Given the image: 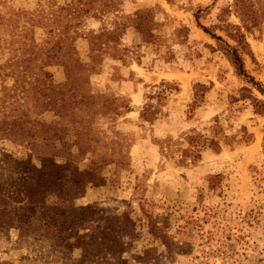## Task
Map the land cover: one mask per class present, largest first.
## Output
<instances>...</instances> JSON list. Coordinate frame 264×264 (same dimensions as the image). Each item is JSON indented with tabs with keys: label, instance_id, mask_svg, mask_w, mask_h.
I'll return each instance as SVG.
<instances>
[{
	"label": "rangeland",
	"instance_id": "obj_1",
	"mask_svg": "<svg viewBox=\"0 0 264 264\" xmlns=\"http://www.w3.org/2000/svg\"><path fill=\"white\" fill-rule=\"evenodd\" d=\"M243 2L255 25L244 22L236 0H0V65L23 44L50 48L66 40L90 71L88 90L95 109L104 112L92 124L94 153L81 157L71 149L69 160L54 161H72L83 176L94 172L70 203L91 209L67 228L73 236L121 246L117 264H264V115L249 100L238 101L242 88L262 102L264 96L236 76L218 43L194 19L204 10L199 22L233 46L228 32L238 29L249 46L242 54L245 69L264 88V0ZM147 8L157 23L152 43L132 27L121 29L126 16ZM101 33L114 34L96 39ZM92 48L98 50L93 55ZM44 71L49 80L38 71L25 82L0 73V100L14 90L21 111L53 126L59 118L31 96L42 82L57 86L66 76L55 64ZM196 84L209 90L194 105ZM10 104L0 103V118ZM217 116L226 136L238 140L245 127L251 141L221 144L217 154L205 148L195 164H180L185 135L210 137ZM55 142L59 152L68 149L56 137ZM15 158L40 166L24 144L0 137L6 181L13 178ZM61 186L64 192L73 187L72 177ZM0 264L105 263L84 260L72 242L66 250L53 248L0 228Z\"/></svg>",
	"mask_w": 264,
	"mask_h": 264
},
{
	"label": "trees",
	"instance_id": "obj_2",
	"mask_svg": "<svg viewBox=\"0 0 264 264\" xmlns=\"http://www.w3.org/2000/svg\"><path fill=\"white\" fill-rule=\"evenodd\" d=\"M235 6L246 24H256V17L249 13L243 0H236ZM202 11L204 10L198 9L194 14L196 26L218 43L219 50L231 64L236 76L264 96L263 86L246 71L244 66L242 54L249 53L245 37L238 29L228 32V36L236 44L230 45L199 22ZM151 14L152 10L149 8L137 10L126 16V23L121 29L132 27L145 38L147 43H152L156 39L153 27L157 26V23L154 22ZM113 34L101 33L96 39L104 35H110L112 38ZM120 38L118 39L117 36L116 39L120 40ZM31 43L28 47L23 44L20 49L14 50L15 54L0 65V73L4 78L17 77L24 81V78H30L27 77L28 75H38L35 73L38 71L49 80L51 76L44 71V68L53 64L61 66L66 76L65 82L57 86L50 82H42L40 90L35 91L31 96L32 101L49 106V110L60 121L51 126L43 121L29 118L28 113L21 111L23 105L14 99L12 93L14 90L9 89L0 100L5 106L14 99V104H10L11 108L5 107L8 110L3 112L0 118V137L16 144H24L32 155L38 158L40 164L37 167L30 160L22 161L15 158L12 159L11 166L14 172L13 178L6 181L0 174V228H14L20 234L47 243L53 248L66 250L71 248L72 242L80 248L84 260L98 258L105 264H117L118 260H121L120 255L118 256L122 250L121 246H111L105 239L99 241L94 238L89 239L88 236L87 238L75 234L73 236L69 234L67 228L75 218L83 221L91 209V206L75 208L70 203L82 191L87 177L90 179L94 177L92 176L94 172H86L83 176L79 174L78 168L72 161L65 164H56L54 161L56 158L69 160L73 156L71 149H76V155L81 157L94 153L97 137L93 133L92 124L96 115L104 112L99 113L101 110L95 109V97L88 90L90 71L77 56L72 43H67L66 40H58L50 48H39L37 44ZM95 50L98 51L92 48V55ZM17 51L20 55L16 54ZM96 57L92 56V62ZM194 89L193 104L196 105L202 102L209 88L196 84ZM162 93L164 91L159 95ZM21 94L25 95L24 91ZM240 100H249L254 112L264 115V102L253 97L249 89H241L238 101ZM240 133L242 135L238 140L236 136H226L217 116L210 126V137L205 138L197 133L185 135L186 147L179 150L178 162L186 164L190 161L191 164H195L201 159L202 150L205 148L217 154L221 150V144L232 146V143L251 141L252 136L245 127H241ZM55 137L58 143H62L63 148L67 146L68 149L59 152L60 150L56 149ZM52 138H54L53 142ZM91 170L97 171V168L93 167ZM71 177L73 187L67 188L64 192L61 184L63 185V181ZM122 264H126L125 261H122Z\"/></svg>",
	"mask_w": 264,
	"mask_h": 264
}]
</instances>
